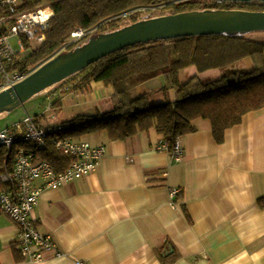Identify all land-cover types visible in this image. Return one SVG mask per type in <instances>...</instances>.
I'll return each mask as SVG.
<instances>
[{"label": "crops", "instance_id": "obj_1", "mask_svg": "<svg viewBox=\"0 0 264 264\" xmlns=\"http://www.w3.org/2000/svg\"><path fill=\"white\" fill-rule=\"evenodd\" d=\"M34 6L21 0V10ZM26 43L17 58L36 48ZM237 67L253 64L245 59ZM195 73L192 67L180 70V82ZM81 77L37 98L43 111L34 116L58 126L110 111L113 88L102 82L79 88ZM163 85V77H156L135 92L153 105L173 101ZM193 126L179 138L178 161L157 149L164 138L154 128L125 140L111 141L106 132L79 139L104 146L105 154L90 175L41 193L32 219L56 249L39 264H264V209L257 205L264 197V107L227 129L221 144L209 121ZM174 188L181 195L171 201ZM15 237V225L0 214V264H32L20 258Z\"/></svg>", "mask_w": 264, "mask_h": 264}, {"label": "trees", "instance_id": "obj_2", "mask_svg": "<svg viewBox=\"0 0 264 264\" xmlns=\"http://www.w3.org/2000/svg\"><path fill=\"white\" fill-rule=\"evenodd\" d=\"M53 11L45 41L16 58L13 68L32 73L60 53H68L89 42V36L120 30L126 26L165 15L207 10L264 11V3H217L200 0H46ZM80 29L84 37L72 41ZM71 39V43H67ZM25 46L28 48L26 41ZM249 59L253 68L237 67ZM187 67L196 73L181 83L178 73ZM222 75L203 83L199 75L209 70ZM82 75L78 87L102 82L113 88L112 109L95 115H78L62 122L59 134L79 140L88 134L106 132L109 140H125L154 128L171 147L176 139L194 132L193 122L209 121L217 144L227 129L239 125L245 114L264 107V43L240 34L177 37L134 45L101 59L73 77ZM163 77L161 91L173 92V101L153 105L136 87ZM68 79V80H69ZM77 87V88H78ZM56 172L68 159L48 145L37 151ZM264 209V197L257 199Z\"/></svg>", "mask_w": 264, "mask_h": 264}, {"label": "built area", "instance_id": "obj_3", "mask_svg": "<svg viewBox=\"0 0 264 264\" xmlns=\"http://www.w3.org/2000/svg\"><path fill=\"white\" fill-rule=\"evenodd\" d=\"M29 1L34 8L21 10V0H0V91L29 75L13 68L17 55L24 50L23 39L34 47L45 41L52 8L46 0ZM84 35L78 29L70 38L76 41ZM49 109L50 103L46 105V110ZM63 129L61 125H44L39 116L26 114L0 131V214L16 227L14 247L20 258L32 264L41 263L46 252L56 249L52 236L41 233L32 219L41 193L90 175L105 154L102 145L60 137ZM48 145L68 159L63 171L56 172L48 162L37 157V151ZM157 149L169 153L175 161L181 157L179 138L171 147L163 141ZM180 195L181 190L177 188L169 192L171 201Z\"/></svg>", "mask_w": 264, "mask_h": 264}, {"label": "water", "instance_id": "obj_4", "mask_svg": "<svg viewBox=\"0 0 264 264\" xmlns=\"http://www.w3.org/2000/svg\"><path fill=\"white\" fill-rule=\"evenodd\" d=\"M217 3H264V0H214ZM264 31V11L207 10L165 15L99 35L68 53H60L21 82L0 91V114L22 107L103 58L134 45L177 37L244 34Z\"/></svg>", "mask_w": 264, "mask_h": 264}, {"label": "rangeland", "instance_id": "obj_5", "mask_svg": "<svg viewBox=\"0 0 264 264\" xmlns=\"http://www.w3.org/2000/svg\"><path fill=\"white\" fill-rule=\"evenodd\" d=\"M201 2H212L214 0H200ZM216 2V1H214ZM241 36L247 38V39H252V40H256L259 42H263L264 43V31H257V32H250V33H244V34H240ZM97 34L92 33L89 36V39H96L97 38ZM73 41V40H72ZM71 43V39L67 41V43ZM14 44V42H13ZM222 75V71L220 70H209L203 74L199 75V80L203 83L215 80L217 78H219ZM184 81V79H182ZM55 86L48 88V90L43 93V94H38L36 96H34L30 102L25 103L22 107H19L15 110L12 111H8V112H4L2 114H0V131L2 129H4L7 125L13 124L15 122L20 121L26 114L32 115L34 116L35 114H39L40 112H42V107L43 104L42 102L37 98H42L44 95H46V93H49L50 90L54 89ZM51 113V112H50ZM46 116L48 114H45ZM50 115V114H49ZM49 115L47 116V118L49 117ZM18 145H16L17 147Z\"/></svg>", "mask_w": 264, "mask_h": 264}, {"label": "bare ground", "instance_id": "obj_6", "mask_svg": "<svg viewBox=\"0 0 264 264\" xmlns=\"http://www.w3.org/2000/svg\"><path fill=\"white\" fill-rule=\"evenodd\" d=\"M43 93V92H42Z\"/></svg>", "mask_w": 264, "mask_h": 264}]
</instances>
